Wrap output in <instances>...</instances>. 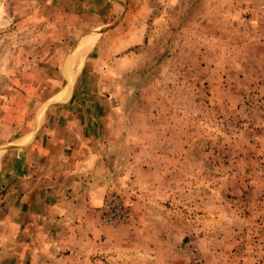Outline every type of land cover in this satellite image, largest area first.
Returning a JSON list of instances; mask_svg holds the SVG:
<instances>
[{"label":"rangeland","instance_id":"374dc122","mask_svg":"<svg viewBox=\"0 0 264 264\" xmlns=\"http://www.w3.org/2000/svg\"><path fill=\"white\" fill-rule=\"evenodd\" d=\"M71 154L104 192L96 254L23 235ZM0 264H264V0H0Z\"/></svg>","mask_w":264,"mask_h":264},{"label":"crops","instance_id":"0c3cea01","mask_svg":"<svg viewBox=\"0 0 264 264\" xmlns=\"http://www.w3.org/2000/svg\"><path fill=\"white\" fill-rule=\"evenodd\" d=\"M79 44L80 42H78L77 45ZM59 94H61V92L53 96L56 97ZM60 131L67 133L71 132L70 134L74 137L75 141L71 143L63 139L58 141L59 146L69 154L70 150L73 151V148H78L80 146L82 149L81 156H84L82 163L86 160V164H88L89 159H93L94 157L91 150L98 147L100 142L96 138L99 132L97 126L90 125L79 127L75 125L71 129L60 128ZM57 132H59V129ZM78 162H80V157L76 160V157L72 154L66 159L64 175L66 180L71 179L63 190L66 192L64 193L61 191V193L56 194L53 190L46 191L53 200L52 206L49 207L39 203L36 209L38 210L39 208L42 215L45 213V218L40 215L41 219L38 222L39 224L27 235L26 233H23V235L29 237L31 243L42 244L46 242L47 244L52 243L58 246L64 242V246L68 245L70 250V246L74 245V240H78V245L81 244L79 245V250L84 252V254H90L92 251L96 254L98 252L97 246L99 245L97 240H99V235L101 234V227L98 226L100 215L97 214V210L102 206V202H104V192L97 189L96 186H90L92 185V171H90V173H84V171L77 166ZM22 163H20V170L18 169L15 171L17 174L23 175L24 177L25 171ZM88 174H90V177H88ZM28 208L31 223L27 226L33 227L34 215H32V213L35 209L31 206ZM51 211H54V213ZM53 221L59 226L61 225V227L55 228L53 226ZM60 238L64 239L61 240ZM75 258L80 262H86L90 257L76 254ZM95 261H97V259Z\"/></svg>","mask_w":264,"mask_h":264},{"label":"built area","instance_id":"2783aa9c","mask_svg":"<svg viewBox=\"0 0 264 264\" xmlns=\"http://www.w3.org/2000/svg\"><path fill=\"white\" fill-rule=\"evenodd\" d=\"M115 200H116V198L114 199V201L111 200V201H109V203H107L109 205L108 206L106 205V211L103 212V214H102V222H104L106 224H111V223L117 221L118 219H120V217H121V216L119 217V214H118L119 213V207L115 206ZM112 202H114V203L112 204Z\"/></svg>","mask_w":264,"mask_h":264},{"label":"bare ground","instance_id":"6f19581e","mask_svg":"<svg viewBox=\"0 0 264 264\" xmlns=\"http://www.w3.org/2000/svg\"><path fill=\"white\" fill-rule=\"evenodd\" d=\"M91 47V46H90ZM86 48L87 47H85L84 45H82L81 47H80V49L79 50H77V52H76V56H74L73 57V60H72V65L74 66V65H76L78 62H80V59H81V57L82 56H84V52H86L85 50H86ZM79 54V55H78ZM82 60V59H81ZM78 65H80V63L78 64Z\"/></svg>","mask_w":264,"mask_h":264}]
</instances>
